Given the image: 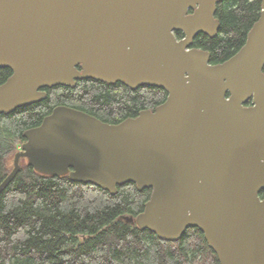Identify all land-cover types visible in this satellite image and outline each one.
I'll return each instance as SVG.
<instances>
[{"label":"water","instance_id":"95a60500","mask_svg":"<svg viewBox=\"0 0 264 264\" xmlns=\"http://www.w3.org/2000/svg\"><path fill=\"white\" fill-rule=\"evenodd\" d=\"M220 1L0 0L1 113L80 78L167 93L117 124L56 106L24 131L0 192L22 158L112 194L132 182L152 193L130 223L167 241L196 227L219 264H264V0L243 46L211 64L191 44L216 35Z\"/></svg>","mask_w":264,"mask_h":264},{"label":"trees","instance_id":"16d2710c","mask_svg":"<svg viewBox=\"0 0 264 264\" xmlns=\"http://www.w3.org/2000/svg\"><path fill=\"white\" fill-rule=\"evenodd\" d=\"M260 11L261 0H221L214 15L218 32L213 37L198 34L191 46L208 51L211 64L224 62L243 46ZM11 74L9 68H0V84ZM43 90L45 99L0 112V183L13 168L24 131L38 126L56 106L117 124L141 110H154L167 97L159 87L130 88L90 78L77 79L73 87ZM151 193L152 188L139 190L126 182L112 194L68 175L39 174L22 158L18 173L0 192V264H219L196 227L167 241L125 218L142 212Z\"/></svg>","mask_w":264,"mask_h":264},{"label":"rangeland","instance_id":"374dc122","mask_svg":"<svg viewBox=\"0 0 264 264\" xmlns=\"http://www.w3.org/2000/svg\"><path fill=\"white\" fill-rule=\"evenodd\" d=\"M9 163H10V165H12V158L10 159V162Z\"/></svg>","mask_w":264,"mask_h":264},{"label":"flooded vegetation","instance_id":"af4514ba","mask_svg":"<svg viewBox=\"0 0 264 264\" xmlns=\"http://www.w3.org/2000/svg\"><path fill=\"white\" fill-rule=\"evenodd\" d=\"M192 45V44H191ZM192 47V46H191ZM202 50V49H201ZM249 104H250V102H249Z\"/></svg>","mask_w":264,"mask_h":264}]
</instances>
